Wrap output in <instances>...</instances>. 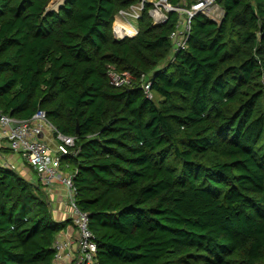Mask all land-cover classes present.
Returning <instances> with one entry per match:
<instances>
[{"label": "trees", "instance_id": "obj_1", "mask_svg": "<svg viewBox=\"0 0 264 264\" xmlns=\"http://www.w3.org/2000/svg\"><path fill=\"white\" fill-rule=\"evenodd\" d=\"M138 1L0 0V112L44 109L76 137L66 159L96 264H264V0H219L220 22L198 13L173 57L176 11L154 25L146 9L137 35L115 38ZM71 223L0 165V264H52Z\"/></svg>", "mask_w": 264, "mask_h": 264}, {"label": "built area", "instance_id": "obj_2", "mask_svg": "<svg viewBox=\"0 0 264 264\" xmlns=\"http://www.w3.org/2000/svg\"><path fill=\"white\" fill-rule=\"evenodd\" d=\"M148 9L153 18V24L166 22L174 11L180 15L176 29L171 34L173 43L172 57L188 46L192 30V20L198 13L220 22L224 16V8L219 0H196L190 5L182 0L178 5L170 0H139L128 8L121 9L116 15L114 36L117 40L132 37L139 33V19ZM127 25H131L132 32H127ZM111 81L117 86H126L132 83V75L128 71L119 72L112 67L109 71ZM142 87L148 96L153 98L152 80L143 76ZM76 137L61 132L51 122L47 111L39 109L27 119H20L8 113L0 112V147L10 148L19 153L23 160L32 166L39 182L50 196L58 183L66 189V204L69 207V216L76 230V237L59 238L56 240V254L52 264H96L99 244L90 225V213L80 208L77 203L78 188L74 177L72 163L66 159L67 155L77 154L73 148ZM1 155V153H0ZM0 165L16 169V165L4 161Z\"/></svg>", "mask_w": 264, "mask_h": 264}, {"label": "crops", "instance_id": "obj_3", "mask_svg": "<svg viewBox=\"0 0 264 264\" xmlns=\"http://www.w3.org/2000/svg\"><path fill=\"white\" fill-rule=\"evenodd\" d=\"M0 147V164L5 160L16 165V170L22 173L26 178L34 183H38L39 176L36 170L30 166L22 156L14 151H1ZM52 204V209L57 220H65L69 216V207L66 204V189L62 183H58L55 186V190L49 196ZM76 237L75 227L68 225L59 235V238Z\"/></svg>", "mask_w": 264, "mask_h": 264}, {"label": "rangeland", "instance_id": "obj_4", "mask_svg": "<svg viewBox=\"0 0 264 264\" xmlns=\"http://www.w3.org/2000/svg\"><path fill=\"white\" fill-rule=\"evenodd\" d=\"M60 2V1H59ZM59 2H55L53 3V1L51 2L50 6H49V9H53L54 6H56ZM61 6V5H60ZM59 6V7H60ZM59 7L57 9H53V10H59ZM135 24H138L136 21H134ZM12 151L10 148H1V151Z\"/></svg>", "mask_w": 264, "mask_h": 264}, {"label": "bare ground", "instance_id": "obj_5", "mask_svg": "<svg viewBox=\"0 0 264 264\" xmlns=\"http://www.w3.org/2000/svg\"><path fill=\"white\" fill-rule=\"evenodd\" d=\"M127 32H132L133 31V28H132V26L131 25H127Z\"/></svg>", "mask_w": 264, "mask_h": 264}, {"label": "water", "instance_id": "obj_6", "mask_svg": "<svg viewBox=\"0 0 264 264\" xmlns=\"http://www.w3.org/2000/svg\"><path fill=\"white\" fill-rule=\"evenodd\" d=\"M77 130L79 131V125H78V127H77Z\"/></svg>", "mask_w": 264, "mask_h": 264}]
</instances>
